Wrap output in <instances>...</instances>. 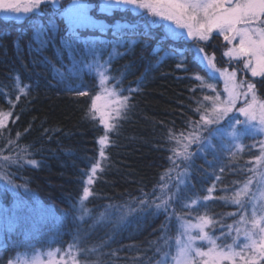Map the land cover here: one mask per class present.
Segmentation results:
<instances>
[{"label":"trees","instance_id":"1","mask_svg":"<svg viewBox=\"0 0 264 264\" xmlns=\"http://www.w3.org/2000/svg\"><path fill=\"white\" fill-rule=\"evenodd\" d=\"M42 9L39 19L24 16L15 21L0 17V112L12 113L0 128V155L15 159L20 154L18 164L7 171L13 174L16 184L29 189L27 193L23 188L19 190L28 205L19 226L11 232L0 227V264H7L20 252L49 248L63 252L69 245L79 251L80 264H155L161 256L156 249L164 243L165 234L175 253L177 216L185 220L210 218L209 233L219 237L218 244H231L239 206L229 197L253 175L249 169L260 154L259 136L245 137L242 146H233L231 153L217 150L213 154L209 150L205 154L193 144L190 150L196 154L185 184L172 203L176 214L171 215L170 210V219L166 220L165 214L157 213L154 207L140 210L136 203L143 193L150 194L151 200L159 194V185L176 183L175 171L171 181L166 175L172 167L170 149L176 146L168 140V132L187 131L189 122L199 119L197 101L204 95H214L207 88L201 89L194 74L215 84L223 98L221 79L209 80L193 62L194 42L164 39L165 32L158 25L149 29L146 19L132 12L116 10L111 16L93 13L110 25L120 21L137 26L135 34L128 28L123 29L128 35H113L111 28L105 34H82L99 37L96 48L102 60H107L113 49L122 54L114 56L109 75L121 80L117 87L123 90L122 95L129 96L128 108L115 120L116 127L107 132L108 143L102 147L99 139L105 135L104 125L97 113L93 118L89 111L93 98L101 91L99 78L87 69L78 78L69 76L63 82L54 74L53 63L61 67L57 55L59 36L46 49L39 50L32 26L43 22L47 27L48 21L54 20L63 29L64 23L56 9ZM59 35L63 36V31ZM201 44L226 64L222 36L214 35ZM77 47L82 49L83 45ZM173 48L177 53L185 51L186 68L177 67L181 58L171 54ZM59 51L63 64L69 65L68 53L62 48ZM63 70L67 72V68ZM262 81L264 78H257L256 86L264 99ZM113 83L109 80L110 86ZM69 87L88 95L80 96ZM9 140L15 143L9 144ZM101 150L104 157L100 156ZM32 159L39 166L26 163ZM97 162L100 168L89 186L91 195L82 201L83 189L88 187L86 173L90 174ZM209 195L210 199L203 200ZM16 199L15 193H0V209H12ZM81 202L87 210L84 213L80 212ZM186 204L191 207H184ZM129 208L137 210L129 212ZM122 213H127L124 219ZM101 214L105 219L98 222Z\"/></svg>","mask_w":264,"mask_h":264},{"label":"snow or ice","instance_id":"2","mask_svg":"<svg viewBox=\"0 0 264 264\" xmlns=\"http://www.w3.org/2000/svg\"><path fill=\"white\" fill-rule=\"evenodd\" d=\"M61 4L62 0H25L23 4L21 0H0V15L5 20L19 21L20 14L39 19L43 11L42 6L44 8L51 6L56 9V15L63 21L64 28L61 29L54 20H49L47 27L43 22L34 24L32 26L33 39L38 49L43 50L59 36L57 55L61 60V67L57 68L53 63L54 74L63 82L69 76L78 78L84 69H87L99 78L100 87L105 95L112 98L110 111H101L97 107L96 101L102 99L99 95L93 98L89 109L93 118H95V113H100V123L105 128V135L99 139L101 146L107 142V132L116 127V124L110 123L109 120L112 118L118 120L122 110L128 108L129 96L121 95L123 90L117 87L121 80L109 75L114 56L122 54L113 49L108 59L102 60L101 51L96 48L99 37L82 34L85 32L105 34L110 28L113 30V35H128V32L123 31L125 28L135 34L137 26L120 21L110 25L105 20L97 19L93 13L111 16L116 10L132 12L134 15L146 18L149 29L152 25H158L165 32L164 39H171L175 42L192 38L196 41L191 49L193 62L207 73L209 80L223 79L224 95L222 98L221 93L216 91L215 84L209 83L199 73L194 74V78L200 81L201 89L207 88L214 95H204L203 100L197 101L199 106L195 111L199 113V119L190 121L187 131L169 130L168 140L174 142L176 146L170 149L172 155L168 159L172 167L167 170L166 175L171 181L173 179L171 173L175 171L176 183L171 186L169 182L159 185V194L151 200L148 199L150 194L143 193V198L136 202L140 210L154 207L157 213L165 214L166 220L170 219V210L171 215L176 214L172 203L181 192V185L185 184L192 157L196 154L190 150L193 144L197 145L198 152L205 154L209 150L213 154L217 150L231 153L232 147L238 146L245 137L253 139L257 136L261 137L259 140L260 154L255 157L254 167L249 169L253 175L249 176L229 197L231 203L239 206V219L236 221L238 226L234 229L235 235L232 243L218 244L219 237L211 236L205 231V228L212 223V220L206 216L198 217L197 223L177 216L179 234L175 238V254L172 253L171 246L168 244L169 238L165 234L162 237L164 243L156 249L161 253L156 264H264V100L258 99L254 83L246 80L237 82L235 71L229 72L226 68H218L214 54L210 56L205 53L199 43L207 41L213 31L222 35L229 44L238 38V42L223 55L242 59L244 68L250 71L252 77H264V0H67L62 8ZM61 31L64 33L63 36L59 35ZM144 34L149 35L150 33ZM77 45H83V48ZM61 48L68 53L69 65L63 64V56L59 51ZM171 54L180 56L181 61L177 64L178 68H186L185 51L177 53L173 48ZM85 57L91 59H85ZM64 68H67V72L63 70ZM109 80L114 81L110 89L106 87ZM68 90L76 91L80 96L88 95L83 90L71 87ZM20 91L23 92L24 89L20 88ZM129 91L134 90L129 89ZM11 115V112H0V128H4ZM17 138H19V133H17ZM214 140L216 143L213 142ZM13 143L15 142L9 140V144ZM100 156L104 157L103 150L100 151ZM21 158L19 153L15 159L12 156L0 155V193L12 192L17 198L12 209H0V227L6 232H11L19 226L23 219L22 214L28 207L19 190L23 188L27 193L29 189L26 185L16 184L13 174L7 171L11 165L18 164ZM26 163L39 166L34 159L27 160ZM181 165L184 166L183 169L177 171L181 169ZM99 168L100 164L97 162L92 165L90 174L86 173L88 185L93 184ZM255 177H259L258 184L262 189L258 192L252 191ZM156 191L157 189L154 188L153 193ZM208 192L211 194L212 189H208ZM90 195L89 187H85L81 200L87 199ZM210 198V195L204 196L203 200ZM196 202L192 200V204ZM184 207H191V205L186 204ZM136 210L128 209L129 212ZM35 211L36 209H33V212ZM86 211L81 202L80 212ZM126 215L127 213H122L121 219H124ZM232 215H237V213ZM104 219L105 216L101 214L98 222H103ZM229 229L231 234L233 231L231 225ZM194 231L195 235H193ZM241 237H243V242H241ZM197 241L206 242L207 247L197 246ZM73 248V245H69L63 252L59 248L46 253L37 251L30 259L27 254L24 257L18 254L16 259H9L7 264H79L76 259L79 251H74ZM165 248L168 250L162 251ZM57 253H60L59 259L56 258ZM44 256L47 259H44Z\"/></svg>","mask_w":264,"mask_h":264},{"label":"rangeland","instance_id":"3","mask_svg":"<svg viewBox=\"0 0 264 264\" xmlns=\"http://www.w3.org/2000/svg\"><path fill=\"white\" fill-rule=\"evenodd\" d=\"M22 4L25 2V0H21ZM67 3V0H62V4L60 5V7L64 6L65 4ZM21 15V18L24 17V14H20ZM0 17H3L2 15H0ZM146 19V18H145ZM154 19H158V18H154ZM154 26H157V25H154ZM173 27H175L173 25ZM183 31H186V30H183ZM214 35H218L216 31H213L210 35V38L213 37ZM219 36H222V35H219ZM223 37V36H222ZM209 38V39H210ZM188 40H191L194 42V44L196 43V41H194L192 38H186ZM208 39V40H209ZM224 40V38H223ZM204 42H207V41H200V46L202 47V44L201 43H204ZM238 42V38L236 41H233L232 44H229L227 41L224 40V50L222 52V54L224 52H226L229 48L233 47L236 43ZM205 53H207L208 55H213V54H209L205 49H204ZM215 56V55H214ZM223 58L226 60V64H221L222 62L220 61L221 59H217V57L215 56V63H216V66L220 69H227L229 72H232V71H235L236 72V80L237 82H239L240 80H246L247 82H250V83H254L256 85V79L257 78H264V77H252L251 76V73L250 71H248L247 69L244 68V66L242 67L243 65V60L242 59H235V58H231V57H228V56H224L223 55ZM246 71V72H245ZM221 79V82L223 83V79ZM106 87H108L109 89L111 88V86L109 85V81L107 82V85ZM223 87H224V84H223ZM255 91H256V95L258 97V99H261V100H264L259 92V88L256 86L255 88ZM100 96L102 99L101 100H98L96 101L97 103V107L101 109V111H110L111 110V107H110V102L112 100L111 97H108L105 95V92L104 90L101 88V91L96 95V96ZM122 95V94H121ZM95 96V97H96ZM237 107H239V105H237ZM98 116L100 117V113L97 112ZM232 115V114H230ZM115 118H112L109 120L110 123H114L115 122ZM8 121V120H7ZM6 121V122H7ZM226 123V122H225ZM205 135H207V133H205ZM242 141L243 139L239 142V145L238 147H241L242 146ZM108 143V140L106 142V144ZM105 144V145H106ZM105 145H103L102 147H105ZM95 178V177H94ZM258 181H259V177H255L254 178V181H253V185H252V191L253 192H258L259 190H262L260 188V185L258 184ZM90 185H88L89 187ZM90 189V188H89ZM247 199V198H245ZM191 221L192 223H197V219L195 220H189ZM238 225H236L237 227ZM209 227V225L205 228V231L209 233V231L207 230ZM179 234V233H178ZM196 232L194 231L193 232V235H195ZM209 235H211L209 233ZM212 236V235H211ZM241 242H243V237H241ZM197 246H204V247H207L206 245V242L204 241H197ZM218 243V241H217ZM49 250H54V249H45V250H42V249H39L37 251H39L40 253H46L47 251ZM37 251H34V252H20V253H17L16 255H14V257L12 259H16L17 258V255L19 254L20 257H24L25 254H27L28 258L30 259L32 255H34ZM175 252V251H174ZM175 254V253H174ZM60 257V253H57V256L56 258L59 259ZM44 259H47L46 256L43 257ZM65 259H68V257H65ZM76 259L78 260L77 256H76ZM79 261V260H78ZM80 264V262H79ZM156 264V263H155Z\"/></svg>","mask_w":264,"mask_h":264}]
</instances>
